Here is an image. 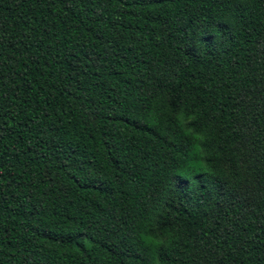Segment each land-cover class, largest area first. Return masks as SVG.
<instances>
[{"label": "trees", "instance_id": "16d2710c", "mask_svg": "<svg viewBox=\"0 0 264 264\" xmlns=\"http://www.w3.org/2000/svg\"><path fill=\"white\" fill-rule=\"evenodd\" d=\"M157 209L161 264H264V0H0V264H150Z\"/></svg>", "mask_w": 264, "mask_h": 264}, {"label": "clouds", "instance_id": "9594fccd", "mask_svg": "<svg viewBox=\"0 0 264 264\" xmlns=\"http://www.w3.org/2000/svg\"><path fill=\"white\" fill-rule=\"evenodd\" d=\"M163 98H159L156 103H162ZM189 103H192L189 98ZM169 115L176 122L182 135L190 143V160L189 166L208 170V163L211 157L209 144L212 139V130L209 126L197 127V122L202 118V111L199 107L191 110L180 108L176 111H170ZM161 210L157 209L142 222V227L138 232V237L144 248L148 249L153 255L150 258V264H161L157 255L159 249L172 247L182 234V226L173 224L163 229L159 228L157 217Z\"/></svg>", "mask_w": 264, "mask_h": 264}]
</instances>
